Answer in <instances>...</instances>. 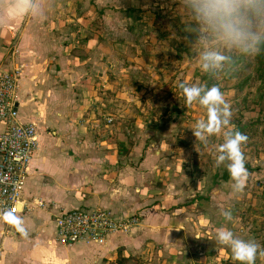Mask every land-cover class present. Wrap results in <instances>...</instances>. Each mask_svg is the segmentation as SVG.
<instances>
[{
  "label": "crops",
  "instance_id": "obj_1",
  "mask_svg": "<svg viewBox=\"0 0 264 264\" xmlns=\"http://www.w3.org/2000/svg\"><path fill=\"white\" fill-rule=\"evenodd\" d=\"M29 3L34 12L22 10ZM167 4L0 0V69L13 63L6 46L14 39L19 120L27 123L25 108L49 98L56 111L45 118L34 109L44 127L33 123L37 148L21 193L29 210L7 225L0 214V264H239L215 240L221 227L257 243L254 264H264L263 217L250 195L259 174L248 172L234 192L227 161L215 163L223 134L206 143L194 137L205 115L182 101L177 85L197 76L176 47L180 26L162 23ZM58 207L105 208L139 221L102 243L63 245L55 240Z\"/></svg>",
  "mask_w": 264,
  "mask_h": 264
},
{
  "label": "clouds",
  "instance_id": "obj_2",
  "mask_svg": "<svg viewBox=\"0 0 264 264\" xmlns=\"http://www.w3.org/2000/svg\"><path fill=\"white\" fill-rule=\"evenodd\" d=\"M179 11L187 24L191 51L202 72L215 75L229 63L227 52L240 55H258L264 46V0H178ZM34 12V3L22 8ZM184 102H194L206 110L204 118L197 119L191 131L200 142L223 134V142L216 148L215 163L224 164L232 181V190L241 192L245 187L248 170L242 146L248 137L230 124V105L218 86L213 84H186L180 82ZM222 215L231 220V212ZM218 244L227 246L233 261L254 264L259 245L251 240L238 238L233 231L218 228L215 232ZM264 255V251L259 252Z\"/></svg>",
  "mask_w": 264,
  "mask_h": 264
},
{
  "label": "built area",
  "instance_id": "obj_3",
  "mask_svg": "<svg viewBox=\"0 0 264 264\" xmlns=\"http://www.w3.org/2000/svg\"><path fill=\"white\" fill-rule=\"evenodd\" d=\"M11 66L0 69V214L7 225L9 219L29 210L21 197L29 162L37 148V129L33 123H23L18 118L16 91L19 67L14 63L18 53L13 39L6 46ZM38 207H46L35 200ZM49 203L47 208L53 207ZM54 216L55 240L71 245L78 241L102 243L117 231H125L137 224L136 215L117 220L105 208H56Z\"/></svg>",
  "mask_w": 264,
  "mask_h": 264
},
{
  "label": "rangeland",
  "instance_id": "obj_4",
  "mask_svg": "<svg viewBox=\"0 0 264 264\" xmlns=\"http://www.w3.org/2000/svg\"><path fill=\"white\" fill-rule=\"evenodd\" d=\"M167 5L168 17L164 14L162 23L169 24L170 27L171 25L173 27L180 26L178 34L181 39L184 38L187 71L190 74H196L197 85L206 83L207 86H212L215 84L219 89H227V94H224V96L232 113L230 121L238 124V126L241 123L243 125H241L240 132L248 137L247 142L242 146L245 163L250 167L248 172L256 171L259 174V178H257L259 184L251 188L250 195L256 197L255 201L258 205L255 214L263 217L261 224L264 226V66L261 67L258 63V59L263 55V52L260 51L258 55L254 56L240 55L234 51L227 52L226 54L230 56V60L225 68L215 75L206 73V76L203 77L205 73L199 68L198 62L191 51L189 33L186 30L187 24L179 11V4L175 0H168ZM188 81L192 82L189 83ZM188 81L186 84L195 83L194 79H188ZM171 101H173V98H171ZM182 101H184V98ZM35 108L39 110V117L54 118L56 116L53 103L49 98L43 103L33 102L26 107L24 122H31L38 127H44L38 115H35ZM205 113L206 110L200 107V115H205ZM19 114L21 115V107L19 108ZM251 162L253 166L250 165ZM224 175L222 174L221 177Z\"/></svg>",
  "mask_w": 264,
  "mask_h": 264
},
{
  "label": "trees",
  "instance_id": "obj_5",
  "mask_svg": "<svg viewBox=\"0 0 264 264\" xmlns=\"http://www.w3.org/2000/svg\"><path fill=\"white\" fill-rule=\"evenodd\" d=\"M185 43H184V38L181 39V42H179L176 47L178 48L179 52H185V47H184ZM261 51L263 52V55L258 59V63L259 65L262 67L264 66V46L261 47ZM201 76V75H200ZM206 76V73L203 74V77ZM200 79L202 80V78L200 77ZM203 81V80H202ZM206 85V83H205ZM245 167L247 168L248 171H250V167L249 165H247V163H245ZM227 176L224 175L223 178H226Z\"/></svg>",
  "mask_w": 264,
  "mask_h": 264
}]
</instances>
